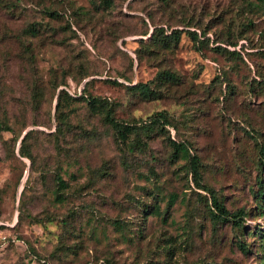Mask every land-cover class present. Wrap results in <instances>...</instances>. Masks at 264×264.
<instances>
[{
	"label": "rangeland",
	"instance_id": "obj_1",
	"mask_svg": "<svg viewBox=\"0 0 264 264\" xmlns=\"http://www.w3.org/2000/svg\"><path fill=\"white\" fill-rule=\"evenodd\" d=\"M161 71L158 98L133 89ZM0 124V264H264L259 0H0Z\"/></svg>",
	"mask_w": 264,
	"mask_h": 264
},
{
	"label": "trees",
	"instance_id": "obj_2",
	"mask_svg": "<svg viewBox=\"0 0 264 264\" xmlns=\"http://www.w3.org/2000/svg\"><path fill=\"white\" fill-rule=\"evenodd\" d=\"M106 1L107 0H105V2ZM259 1L264 4V0H259ZM157 31H159V29L157 30L156 28L152 32L151 36L152 37L158 36L157 39L158 43L162 42L165 45L172 46V43H177L180 39L179 31H173L171 34H165L164 31H161L160 34H157ZM224 50L228 51L227 49ZM175 80H177V77L174 73L169 71H161L157 74L154 80L147 83H138L133 87V89L138 91L139 94H141V96H143L146 99L158 98L160 94L159 86L166 81H175ZM89 103L93 110L100 111L101 109L104 108V106H106L105 103H107V101L101 98L93 97L89 100ZM106 119L118 130L123 140H126L129 134L134 132H136L137 139H139L138 128L135 125L121 124L118 121L114 120V118H111L109 114L106 116ZM160 123L168 124V117L164 112H159L154 114L152 117H150L148 121H146V123H144L143 127L153 128ZM1 128L2 125L0 124V129ZM26 136H24L22 140H25ZM172 145L176 152H182L183 157L190 159L191 169L195 175L198 186L205 188V190L212 193L210 210H212L213 217L217 221L223 220L225 222H232L234 226L241 228L244 218L246 216V211L244 209H240L236 212L229 211L227 207L223 204V202L214 194L213 190L207 185L202 184L199 158L196 156H192L190 154V150L184 142H176L175 140H172ZM57 185L58 188L56 191V200L63 201L64 200L63 191L68 188V183L62 178V176L58 175ZM262 198H264L263 194H262ZM155 209H157V207H155ZM259 241L262 252V258L264 259V230H260L259 232Z\"/></svg>",
	"mask_w": 264,
	"mask_h": 264
}]
</instances>
